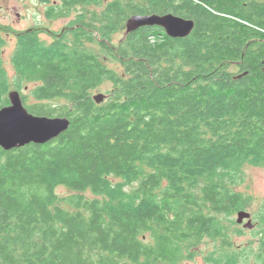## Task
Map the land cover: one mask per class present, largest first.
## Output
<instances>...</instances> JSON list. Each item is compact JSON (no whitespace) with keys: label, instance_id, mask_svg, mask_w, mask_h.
<instances>
[{"label":"trees","instance_id":"1","mask_svg":"<svg viewBox=\"0 0 264 264\" xmlns=\"http://www.w3.org/2000/svg\"><path fill=\"white\" fill-rule=\"evenodd\" d=\"M101 8L49 44L19 35L15 77L32 71L38 82L25 107L70 124L41 145L0 147V264H182L197 247L185 243L203 237L223 241L207 256L215 264H240L224 222L246 208L233 183L242 166L264 167V0ZM147 13L192 19L194 28L170 38L141 27L114 54L112 34ZM94 33L120 71L88 49ZM5 78L0 67V107L9 104ZM104 84L96 103L92 91ZM59 187L81 195L66 199Z\"/></svg>","mask_w":264,"mask_h":264},{"label":"rangeland","instance_id":"2","mask_svg":"<svg viewBox=\"0 0 264 264\" xmlns=\"http://www.w3.org/2000/svg\"><path fill=\"white\" fill-rule=\"evenodd\" d=\"M106 1L112 0H90L84 9L83 4H75L73 1L68 4L69 0H0V27L4 33V42L0 47V59L4 75H6V82L9 84V91L16 90L20 93L24 102L29 104L35 100V89L38 86L36 75L31 71L32 76L24 75L23 78L15 77V68L12 56L14 54L18 38L14 32L23 33L30 27L41 29L42 35L39 36L40 42L49 44L52 43V35L49 36L46 28H49L51 34L59 32L61 27L75 26L77 20L85 19L83 13L87 16V22L91 20L90 11L93 10L100 14L101 6L106 4ZM104 4V5H103ZM15 6V9H12ZM84 9V10H83ZM18 12V15H16ZM26 32V31H25ZM8 33V35H6ZM93 42H86L89 50L96 53L109 67H114L120 71L119 62L111 56L105 57L98 43V34L94 33L92 36ZM125 37V24L112 34V46H114L113 53L116 54L119 43ZM110 83L108 87L110 88ZM107 85H103L99 89L92 91L93 95L102 92L105 93ZM92 95V96H93ZM56 101L55 103H58ZM235 189L239 191L245 201V210L251 213L254 227L252 229L245 228L242 223L236 222V212L230 216L231 221L226 224L229 233L228 238L232 246L229 252L233 249L238 250L240 264H264V248L261 244V232H264V167H258L250 163L242 166L241 172L237 179L233 182ZM60 195L66 199L71 196H79L76 192H72L65 187H59L56 190ZM87 198L97 196L91 190H87L83 194ZM63 207L69 211L75 210L72 204L66 201L61 202ZM263 226V227H262ZM264 237V236H263ZM196 243L193 258L184 257L182 264H215V259L207 256H214L216 250H220L223 241L218 238L203 237L197 240H189L185 243L193 250V244ZM233 252V251H232Z\"/></svg>","mask_w":264,"mask_h":264},{"label":"water","instance_id":"3","mask_svg":"<svg viewBox=\"0 0 264 264\" xmlns=\"http://www.w3.org/2000/svg\"><path fill=\"white\" fill-rule=\"evenodd\" d=\"M146 26H161L168 36L184 38L194 28V22L172 13L132 14L125 21V35ZM106 96L105 93L99 92L93 95V99L96 103H101ZM8 98L9 104L0 107V147L4 150L28 144H44L57 138L69 127L68 117L31 113L16 90H11ZM236 222L242 223L248 229L254 227L251 213L243 209L236 212Z\"/></svg>","mask_w":264,"mask_h":264},{"label":"flooded vegetation","instance_id":"4","mask_svg":"<svg viewBox=\"0 0 264 264\" xmlns=\"http://www.w3.org/2000/svg\"><path fill=\"white\" fill-rule=\"evenodd\" d=\"M12 9H15V6H13ZM173 14V13H172ZM16 15H18V12H16ZM176 15V14H174ZM178 16V15H177ZM73 28H77V24L75 26H65V27H61L59 29V32H55L54 34H51L50 31H49V28H46L45 30L48 31L49 33V36L52 35V39L51 41H54V40H58V39H62V38H66V35L69 34L67 33L68 30H72ZM2 28L0 27V37L1 38H4V33L3 31L1 30ZM156 29L161 33V34H165L166 36H168V34L166 33L165 29L161 26H156ZM26 32H29L31 34V36L35 37L36 39H40L39 36L42 35V30L41 29H37V28H33V27H30L28 28L27 30H25ZM24 31V32H25ZM6 35H8V33H6ZM14 35H16V38H18V35H20V32H14ZM170 37V36H168ZM170 38H173V37H170ZM42 40V39H40ZM0 67H2V63L0 65ZM252 218V216H251Z\"/></svg>","mask_w":264,"mask_h":264}]
</instances>
